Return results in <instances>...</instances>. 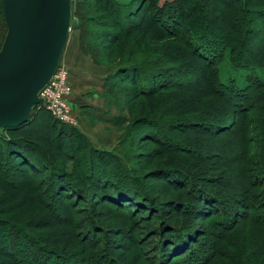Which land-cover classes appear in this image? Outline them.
I'll use <instances>...</instances> for the list:
<instances>
[{"label": "rangeland", "instance_id": "rangeland-1", "mask_svg": "<svg viewBox=\"0 0 264 264\" xmlns=\"http://www.w3.org/2000/svg\"><path fill=\"white\" fill-rule=\"evenodd\" d=\"M117 1L123 4L130 0ZM163 1L161 0V3ZM263 1L232 0L231 2L235 4L233 9L236 18L233 22L238 25V31L245 25V17L252 22V25L249 26L255 33L251 37V48H257L258 42L264 40V22L262 18L257 17L259 11L264 12V5H261ZM134 2V4H139L135 0ZM185 2L184 28L189 30L188 34L187 31L183 33L184 36L189 35L193 23L196 24L197 21L202 22L203 20L210 32L208 35L210 42L214 44L223 42L220 30L224 29L220 22L223 19L221 17L223 10L228 7L225 0H185ZM105 4L106 0H71L72 17L63 53L70 50L77 52L90 62L94 70L107 75L115 72L119 65L129 62L141 65L139 67L144 70L146 66L171 70L168 75L174 72L173 75H182L181 77L184 76L183 78L191 83L187 84L185 88L159 89L153 94L140 96L135 92L136 86L134 87L130 82L123 80L119 83L118 89L114 90L108 98L102 97L107 109L112 114L111 117L118 116L120 114L118 111L122 109V117L125 118L120 124L110 123L101 126L109 134L115 136V145L135 119L142 116L160 118L161 137L165 147H159L152 141L135 138V147L126 149L125 153L130 155L132 160L128 158L127 164L122 162L123 166L127 165L135 176L141 179L140 182L145 185L149 195L158 204L154 205V208H151V203L145 204L139 209L125 208L126 210L123 212L121 205L113 206L108 200L101 199L97 195L98 191L81 181V197L83 199L78 196L73 201V196L67 200L60 195L50 199L48 191H44L43 195H40L51 206V216L48 217L40 207L19 205L23 200H28V206L31 202L29 198L32 195H29L27 191L23 192L17 189L20 187L23 189V186L31 184L27 182L28 176L33 175L30 178L35 187H42L48 180L49 172H43L48 163L45 159L41 161L38 158L37 172L31 171V168L25 165L18 166L17 170L8 169L4 173L0 171V191L6 192L5 195L8 197L13 196V199L7 202L4 201L5 196L0 193V220L15 221L20 225L24 223L23 227L27 232L38 237L35 238L36 240L46 246H52V237L57 235H51L54 230L44 227L45 222L50 220L59 223L54 211L65 218L68 215H73L77 221V229L74 233L79 242L73 238L70 244L71 249L78 250L82 244L89 243L90 245L91 242H94L97 253H100L102 249L101 252L110 255L112 260L116 259L119 264H164L166 254L161 256L162 254L160 255L154 249L158 244V230L161 229L162 234H166L165 231L171 230L175 226L183 228L195 225L196 229L204 231L208 235L202 238L203 244L200 247L197 244L193 247L194 250L197 249L203 255L205 254V257L206 255L212 256L207 264H226V261L235 255L238 245L246 248L247 251H252L254 242L264 235L263 227L258 225L260 214H264V89L255 88L256 91L253 93L254 95L260 93L262 99L259 97L256 101L254 98H249L252 107L256 105L257 111H251L245 117L236 116L230 105L220 101L219 98L205 97L193 86L194 79L197 77L199 61L197 62L190 56L191 50L185 51L179 40L166 34L140 32L143 28L140 16L131 20L134 22L133 24L139 25V30L132 29L124 34L119 28L112 26L114 15H110V10H108L109 13L104 10ZM143 10H149V4ZM246 12L252 13L246 15ZM131 21L127 20L126 24H130ZM146 21L147 19H145ZM6 30L5 24H0V48ZM225 31H227V27H225ZM110 32L124 36L118 39L117 43H109ZM81 40L86 42L85 53L80 49ZM213 51L215 52L214 49ZM213 57V60L217 61V55L213 54ZM249 57H246L248 64L240 63L239 59L235 63L231 61L232 54H229V51L224 52L223 58L215 66L221 90H225L229 95H234L235 92L248 87L251 89L257 83L247 81L249 75L257 77L260 80L259 85L264 84V67L252 64L253 61ZM62 65L64 66V64ZM192 70H196L195 73H192ZM174 78L176 79V77ZM148 79L150 78L148 77ZM167 79L168 77L165 80ZM182 82L184 80L181 78L179 83L182 84ZM69 83L71 85L70 72ZM72 114L75 119L73 127H75L78 120L74 112ZM42 120L41 117H38L33 125V132L29 135L41 140L48 147L51 155L66 166L68 172L77 167L76 177L78 180L80 175L88 177L93 174V170L86 169L88 152L76 153V164L71 162L70 158H73L74 155V153L68 154L71 141L60 140L58 131L51 126L50 122ZM203 122H207L210 129L206 131L198 125ZM93 124L97 125L98 123L93 122ZM241 126L247 128L246 135L240 132ZM216 128H224L222 130L224 132L217 133ZM4 152V149L0 148V164L4 162ZM116 156L121 160V156ZM0 166L2 167V165ZM163 169L166 171L175 169L181 172L180 174L177 172L179 175L193 177L198 185L202 184L205 188L210 189L212 194H216L221 203H218L214 208L206 205L211 207V211L207 217L202 219L188 215L184 209L179 208L177 211L172 209L173 206H166V203L174 204L175 202L184 204L188 209L192 197L186 192L188 188L185 185L184 187L167 183L161 175ZM6 179L12 181L9 183H13L14 189L6 185ZM28 181L30 180L28 179ZM30 187L32 186L30 185ZM42 190H45V187H42ZM70 200L72 205L69 204ZM80 200L81 202H79ZM212 212L217 214L212 215ZM224 212L230 217L226 227L221 225ZM232 214L234 217L238 216L234 219ZM91 223L93 226L90 225L89 230L93 231V234L88 236L87 233L84 234L85 226ZM81 226L84 227L81 229ZM228 228L229 230H227ZM220 236L222 238H219ZM65 240L67 241L66 238ZM61 244L62 248L59 250L65 251L63 241ZM25 245L26 248L34 250V246H29L27 243ZM180 259L179 257L175 260ZM165 264L176 263L169 257Z\"/></svg>", "mask_w": 264, "mask_h": 264}, {"label": "trees", "instance_id": "trees-1", "mask_svg": "<svg viewBox=\"0 0 264 264\" xmlns=\"http://www.w3.org/2000/svg\"><path fill=\"white\" fill-rule=\"evenodd\" d=\"M135 1L139 4H134V0H130L123 4L118 3L117 0H106L104 10L106 12L110 10V15H114L112 21V26L114 28H119L124 34L132 29L139 30V25L133 24L134 22L131 20H133L134 17L140 16L143 25L140 32L166 34L171 38L179 40L185 51L191 50L190 56L195 58L197 62L199 61V67L196 72L197 77L194 79L193 84V86L198 89L199 93L207 98L221 99L220 101H224L232 107L236 116L242 115V117H245V115L251 111H257L255 108L256 105L252 107L249 98H254L256 101L259 97L262 99L260 93H256L257 96L253 93L256 91L255 88L264 89V84L259 85L260 80L254 75H249L247 81L257 83V85H253L251 89L248 87L245 90L235 92L234 95H229L225 90H221L222 87L219 81V75L215 68L218 61L223 58L225 51H229V54H232L233 58L231 61L235 63H237V59H239L240 63L244 62L242 64H248L249 62L246 60V57L250 56L249 58L253 61L252 64L254 63L256 66L264 67V40L259 41L260 43L258 42L257 48H251V37L252 34L255 33L253 32V28L249 26L252 22L245 17V25L238 31V25L233 22L236 18L234 16L236 15H234L233 6L235 4L231 3L232 0H225V4H227L226 6L228 7L223 10L224 17L221 16L223 19H221L220 22L223 26L222 29H224L220 30L222 32L221 35L223 37V42H216V44L210 42V39L208 38L210 32L207 30L203 20L202 22L197 21L196 24L193 23L189 35H186L187 37L184 36L183 33L187 31L188 34L189 30L184 28L185 0H164L162 3L161 0ZM148 4L149 10H143ZM261 5H264V1ZM120 11L122 12L120 13ZM261 12L259 11L257 13V17L260 19L262 18V21L264 22V12ZM249 13L252 12H246L245 14L249 15ZM120 14L122 15L119 16ZM77 18L79 19V16H77ZM145 19H147L146 22ZM127 20L131 21L130 24H126ZM2 23L5 24V19L0 0V24ZM225 27H227V31H225ZM116 32H110L108 39L109 43H117L118 39L124 36ZM83 40L80 42V49L82 52H84V49L86 48V42L84 43ZM213 54L217 55V61L213 60ZM139 66L135 63L125 62L116 67L115 72L106 78L102 86L103 96L108 98L114 90L118 89L119 83L123 80L130 82L134 87L136 86L135 92L136 94H140V96L153 94L159 89L172 88L173 90L175 88H185L187 84H191L188 82L189 80L183 78L184 76L181 77L182 75H173L172 73L174 72H172L171 75H168L171 70L164 68H150L147 66L144 70ZM195 71L196 70H192V73H195ZM148 77L150 79H148ZM167 77L168 79L165 80ZM174 77H176V79ZM181 78L184 80L182 84L179 83ZM71 111L73 112L72 107ZM119 111L118 113L120 114L118 116L114 115L110 118L111 123L120 124L122 120H125V118L122 117V109ZM38 117H41V120L43 119L42 121L50 122L51 126L58 131V138L60 140L71 141V147H69L70 153L68 152V154L74 153L73 158H70L71 162L76 164V153H80L81 151L88 152L89 157L86 169L93 170V174H90L88 177L80 175L81 177L78 180L76 177L77 167H74L68 172L66 166L62 165L58 159L51 155L50 150L41 140L35 136L29 135L33 132V125ZM159 121V117L152 118L148 116H142L135 119L131 124V127L123 133L117 145H115L112 150L106 151L95 148L89 139L78 131L77 128L56 121L44 107L36 106L32 110L30 119L25 124L14 129H0V148L5 151L4 162L0 164L2 165V167L0 166V171L4 173L8 169L17 170L18 166L25 165L29 166L31 171L37 172V161H39V159L41 161L42 159H45L48 164L43 172H49L46 184L42 185V187H45V190H42V187H35L33 185V181L30 178L33 175L27 177V182L31 183L30 185L32 187L27 184L23 186V189H20L21 187L17 189L23 192L27 191L29 195H32V197L29 198L31 201L29 206L27 205L28 200H23L21 204H19L20 206L40 207L45 211L48 217L51 216V206L49 203H46L43 200V196L41 198L40 195H43L44 191H48L50 199L60 195L68 200L70 197L74 196V201L78 196L82 198L81 181L87 183V185H91L93 189L98 191L97 195H99L101 199L108 200L113 206L121 205L122 208H120L123 209V212L126 210L125 208L134 207L139 209L141 206L144 207L145 204L150 203L152 204V207H150L154 208V205L158 204L157 201L149 195L145 185L140 182L141 179L137 178L132 169L127 165V167L123 166L122 162L124 161L127 164L129 159L132 160V157L125 153L126 149L135 147V138L152 141L159 147H165L164 140L161 137L162 129ZM198 125L202 126L203 130L207 131V129H210L207 122ZM215 130H218L217 133H219L222 132L224 128H216ZM240 132H242L243 135H246L247 128L241 126ZM116 155L121 156L122 161ZM162 172L161 175L165 178L167 183L179 186L185 185L188 188V191L186 192L192 197V202L190 201L191 205L188 209L184 204H176L175 202L174 204L166 203V206H173L172 209L177 211H179V208L181 210L184 209L188 215L202 219L207 217V214L211 211V207L214 208L218 203H221V201L217 199L216 194H212V191L207 187L205 188L204 185H198L193 177H185L182 174L179 175L181 172L176 171L175 169H171V171L163 169ZM177 172H179V174ZM28 179L30 181H28ZM9 181L11 180H5L6 185L11 186V189H14L13 183H9ZM190 186H192V188H190ZM0 193L5 196V198L3 197L5 199L4 201L9 202L13 199V196L8 197L5 195L6 192L3 190H1ZM79 202H81V200ZM69 204H73L71 200ZM206 205H210L211 207H207ZM54 212L59 223H54L49 220V222L46 221L44 224V227L54 230V233L51 234L52 236L55 234L57 235L56 237H52V246L48 244V246H46L41 241L36 240L35 238L38 237L31 232H27L26 228L23 227L24 223L20 225L16 224L15 221L0 220V264H119L116 259L112 260L110 255L109 257L107 254L101 252L102 249L100 253H97V248L94 242H91L89 245V243L82 244L80 241L82 245L79 249L72 250L70 247L72 239L74 238L79 242L74 233L77 229L76 218L73 217V215H68L67 218L63 216L61 217L56 211ZM215 214L217 213L212 212V215ZM232 215L234 217V214ZM228 218L230 217H228L225 212L222 213L223 220L221 221V225L223 227H226V225L229 224ZM258 221V225L264 229V214H260ZM90 225L93 226L92 223L85 226L86 232L84 231V234L87 233L88 236L93 234V231L89 230ZM83 227L84 226H81V229ZM165 227L168 228L167 226ZM176 227L177 226H175V228L170 227L171 230L168 229L165 231L167 232L166 234H162L161 229L158 230V244H156V248L154 249L160 255L162 254L161 256H165L164 254H166V261H164V264L169 257L171 260H174L176 264H207L212 256L206 255L205 257V254L203 255L202 252L197 249L194 250L193 247H195L196 244L200 247L203 244L202 238L205 235H208L204 231L196 229L195 225H189V227L183 228H179V226ZM227 230H229V228ZM219 238H222V236ZM61 241H63L65 251L59 250V248H62ZM21 242H24L25 244L27 243L29 246H34V250L26 248V245ZM253 246L252 251H247L246 248H243L240 245L236 246L235 255L231 257L229 256L230 259L226 261V264H264V235L260 236L254 242ZM69 250L71 252H67ZM68 253H70V255H68ZM179 257L181 258L180 260H175Z\"/></svg>", "mask_w": 264, "mask_h": 264}, {"label": "water", "instance_id": "water-1", "mask_svg": "<svg viewBox=\"0 0 264 264\" xmlns=\"http://www.w3.org/2000/svg\"><path fill=\"white\" fill-rule=\"evenodd\" d=\"M6 34L0 48V129L25 124L41 105L67 41L71 0H1Z\"/></svg>", "mask_w": 264, "mask_h": 264}, {"label": "crops", "instance_id": "crops-1", "mask_svg": "<svg viewBox=\"0 0 264 264\" xmlns=\"http://www.w3.org/2000/svg\"><path fill=\"white\" fill-rule=\"evenodd\" d=\"M59 63L64 64L70 72V105L78 120L75 128L84 134L95 148L110 150L115 145V136L101 127L102 124L111 123L112 114L102 98V86L109 74L94 70L85 57L71 50L64 53L62 51ZM92 121L98 124L95 125Z\"/></svg>", "mask_w": 264, "mask_h": 264}, {"label": "built area", "instance_id": "built-area-1", "mask_svg": "<svg viewBox=\"0 0 264 264\" xmlns=\"http://www.w3.org/2000/svg\"><path fill=\"white\" fill-rule=\"evenodd\" d=\"M72 88L69 83V70L58 64L49 83L38 93L41 105L58 122L74 126L75 119L71 111L70 96Z\"/></svg>", "mask_w": 264, "mask_h": 264}]
</instances>
